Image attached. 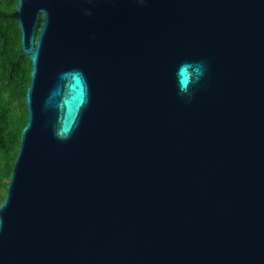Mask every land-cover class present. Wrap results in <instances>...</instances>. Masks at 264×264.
<instances>
[{
  "label": "water",
  "instance_id": "1",
  "mask_svg": "<svg viewBox=\"0 0 264 264\" xmlns=\"http://www.w3.org/2000/svg\"><path fill=\"white\" fill-rule=\"evenodd\" d=\"M13 17L32 71L0 264H264V0H18ZM185 62L206 69L191 97Z\"/></svg>",
  "mask_w": 264,
  "mask_h": 264
},
{
  "label": "trees",
  "instance_id": "2",
  "mask_svg": "<svg viewBox=\"0 0 264 264\" xmlns=\"http://www.w3.org/2000/svg\"><path fill=\"white\" fill-rule=\"evenodd\" d=\"M18 0H0V203L16 163L28 123L27 90L32 63L20 54L21 29L13 17Z\"/></svg>",
  "mask_w": 264,
  "mask_h": 264
},
{
  "label": "clouds",
  "instance_id": "3",
  "mask_svg": "<svg viewBox=\"0 0 264 264\" xmlns=\"http://www.w3.org/2000/svg\"><path fill=\"white\" fill-rule=\"evenodd\" d=\"M138 2L144 4L145 0H138ZM86 14L91 15V12L86 10ZM189 69H192V71H189ZM205 71L203 62L183 63L178 72V94L191 97L193 86L199 83ZM75 127L76 125L71 127L61 126L56 129L55 135L60 140H67L71 137Z\"/></svg>",
  "mask_w": 264,
  "mask_h": 264
}]
</instances>
